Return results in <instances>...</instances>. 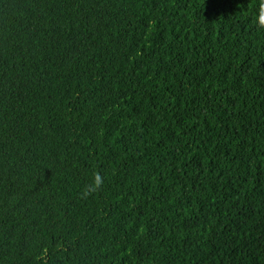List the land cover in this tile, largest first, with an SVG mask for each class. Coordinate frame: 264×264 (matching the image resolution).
Returning a JSON list of instances; mask_svg holds the SVG:
<instances>
[{
	"label": "trees",
	"instance_id": "trees-1",
	"mask_svg": "<svg viewBox=\"0 0 264 264\" xmlns=\"http://www.w3.org/2000/svg\"><path fill=\"white\" fill-rule=\"evenodd\" d=\"M259 3L0 0V264H264Z\"/></svg>",
	"mask_w": 264,
	"mask_h": 264
},
{
	"label": "clouds",
	"instance_id": "clouds-1",
	"mask_svg": "<svg viewBox=\"0 0 264 264\" xmlns=\"http://www.w3.org/2000/svg\"><path fill=\"white\" fill-rule=\"evenodd\" d=\"M237 5H240L239 3ZM255 23L260 29H264V0H260L257 8ZM104 178L97 172L93 175L92 184L88 185L83 191L82 195L86 198L87 196L95 193L98 189L103 186Z\"/></svg>",
	"mask_w": 264,
	"mask_h": 264
}]
</instances>
